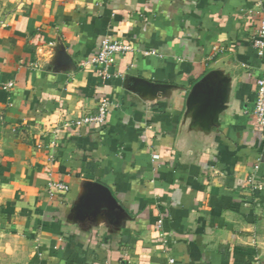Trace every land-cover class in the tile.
<instances>
[{
	"label": "crops",
	"instance_id": "crops-1",
	"mask_svg": "<svg viewBox=\"0 0 264 264\" xmlns=\"http://www.w3.org/2000/svg\"><path fill=\"white\" fill-rule=\"evenodd\" d=\"M262 11L0 0V264H264ZM104 39L132 45L107 77Z\"/></svg>",
	"mask_w": 264,
	"mask_h": 264
},
{
	"label": "built area",
	"instance_id": "built-area-1",
	"mask_svg": "<svg viewBox=\"0 0 264 264\" xmlns=\"http://www.w3.org/2000/svg\"><path fill=\"white\" fill-rule=\"evenodd\" d=\"M252 47L261 57L264 64V11L261 12L258 28L252 40ZM131 50L132 45L129 42L104 39L100 43L97 55L82 65L85 66L89 64L95 66L99 69L102 77H107L108 70L114 63L115 57ZM255 85V102L252 115L257 125L264 130V65L260 71L259 77L255 81ZM10 86L11 84H9V87ZM109 107V102L102 101L98 106L97 114L76 119L73 125L76 127L101 125L106 119Z\"/></svg>",
	"mask_w": 264,
	"mask_h": 264
}]
</instances>
